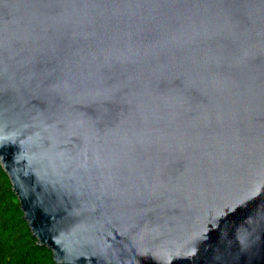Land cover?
Returning a JSON list of instances; mask_svg holds the SVG:
<instances>
[{
  "label": "water",
  "instance_id": "1",
  "mask_svg": "<svg viewBox=\"0 0 264 264\" xmlns=\"http://www.w3.org/2000/svg\"><path fill=\"white\" fill-rule=\"evenodd\" d=\"M0 162L58 264H264V0H0Z\"/></svg>",
  "mask_w": 264,
  "mask_h": 264
},
{
  "label": "trees",
  "instance_id": "2",
  "mask_svg": "<svg viewBox=\"0 0 264 264\" xmlns=\"http://www.w3.org/2000/svg\"><path fill=\"white\" fill-rule=\"evenodd\" d=\"M0 264H58L53 250L38 243L9 174L0 162Z\"/></svg>",
  "mask_w": 264,
  "mask_h": 264
}]
</instances>
